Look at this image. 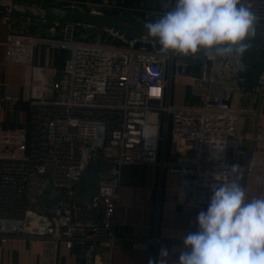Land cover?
<instances>
[{
  "label": "built area",
  "instance_id": "obj_1",
  "mask_svg": "<svg viewBox=\"0 0 264 264\" xmlns=\"http://www.w3.org/2000/svg\"><path fill=\"white\" fill-rule=\"evenodd\" d=\"M16 2L138 18H159L175 5V0H163L160 9L127 5V0H0V14L9 25ZM245 3L258 17L256 28H264V0ZM69 29L91 36L74 39ZM94 30L76 23L61 27V38L51 41L53 48L70 52L60 78L56 69L34 64L40 37L10 33L6 62L32 69L31 122L0 127V239L46 238L67 249L83 246L77 255L83 264H94L98 246L112 249L131 241L117 233L125 166H154L160 179L167 172L182 173L177 200L190 214L187 234L197 231L198 210L207 207L213 185L237 180L248 190L254 166H264V125L258 122L245 135L241 114L231 103L236 92L249 89L243 57L203 48L195 55H165L159 43ZM180 80L188 82L193 102L175 101ZM250 91L264 101V71ZM18 96L19 88L9 87L0 110ZM246 140L249 150L243 148ZM170 151L177 156L170 158ZM93 152L102 159L97 195L88 205L70 202ZM239 157H245L242 166L232 162ZM47 179L63 196L52 208L43 201Z\"/></svg>",
  "mask_w": 264,
  "mask_h": 264
},
{
  "label": "crops",
  "instance_id": "obj_2",
  "mask_svg": "<svg viewBox=\"0 0 264 264\" xmlns=\"http://www.w3.org/2000/svg\"><path fill=\"white\" fill-rule=\"evenodd\" d=\"M98 2L100 0H91ZM163 0H127V5L160 9ZM12 31H19L40 37L41 43L35 51L34 64L56 69L58 78L62 77L69 51L53 48L51 41L61 38V27L53 20L38 22L32 19L15 17L12 24L5 23L0 14V100L4 99L9 87L19 88L15 100L4 101L0 110V127H28L31 122L30 84L32 69L22 64L6 62V42ZM264 51V48H261ZM259 74L248 72L247 92H236L231 100L232 106L241 114V130L250 135L254 126L264 125V101L258 102L250 87ZM175 101L187 103V92L191 100L190 87L184 80L174 86ZM243 148L250 149L245 141ZM177 156L170 151V158ZM245 157L232 162L244 164ZM183 175L173 171L159 178L154 166H125L122 171L116 220L117 233L121 238H130L114 248L101 245L96 248L94 264H148L150 258H158L160 248L170 252L169 264H175L179 252L183 250L182 240L187 235L190 214L178 204V193ZM249 197L264 193V166H254L248 180ZM203 207L198 210H206ZM83 246L67 249L46 238L0 239V264H83L78 254Z\"/></svg>",
  "mask_w": 264,
  "mask_h": 264
},
{
  "label": "clouds",
  "instance_id": "obj_3",
  "mask_svg": "<svg viewBox=\"0 0 264 264\" xmlns=\"http://www.w3.org/2000/svg\"><path fill=\"white\" fill-rule=\"evenodd\" d=\"M258 17L245 0H175L158 19L144 24L162 54L195 55L200 49L241 58L256 31ZM237 171L233 165L232 172ZM198 229L183 237L175 264H264V193L249 197L237 180L211 187ZM161 247L148 264H169Z\"/></svg>",
  "mask_w": 264,
  "mask_h": 264
},
{
  "label": "water",
  "instance_id": "obj_4",
  "mask_svg": "<svg viewBox=\"0 0 264 264\" xmlns=\"http://www.w3.org/2000/svg\"><path fill=\"white\" fill-rule=\"evenodd\" d=\"M12 12L15 17L32 19L38 22L53 20L62 28L74 26L76 23L88 25L94 29L106 28L114 31L125 39L145 40L158 43L157 40L149 38L145 34L144 24L155 21V17L138 18L131 14H109L96 13L87 10L61 8L48 5H34L14 3ZM255 45L264 47V28H256L254 36L250 39ZM102 159L99 153H92L90 167L84 172L79 182V191L70 202H78L83 205L91 204L100 188ZM63 200L61 193L54 188L50 179H47V186L43 192V201L52 208L57 202Z\"/></svg>",
  "mask_w": 264,
  "mask_h": 264
},
{
  "label": "rangeland",
  "instance_id": "obj_5",
  "mask_svg": "<svg viewBox=\"0 0 264 264\" xmlns=\"http://www.w3.org/2000/svg\"><path fill=\"white\" fill-rule=\"evenodd\" d=\"M71 35H72V37L74 39H81V38H85V37H90L91 36L90 33L85 31V30H71V29H69L68 37L69 36L71 37ZM255 53L256 54H260L261 59L258 60V61L256 60V62L253 63V65H252L253 68H254L253 72L256 73V74L257 73L259 74L260 72L264 71V51L258 49V50H256ZM186 98H187L186 102H188V103H191V102L194 101V99L193 100L190 99L188 92H187Z\"/></svg>",
  "mask_w": 264,
  "mask_h": 264
},
{
  "label": "trees",
  "instance_id": "obj_6",
  "mask_svg": "<svg viewBox=\"0 0 264 264\" xmlns=\"http://www.w3.org/2000/svg\"><path fill=\"white\" fill-rule=\"evenodd\" d=\"M98 29H95L94 31H97ZM247 43L250 44V47L248 49V51L244 54L243 59L246 61V63L249 65V71H253V63L256 62V60H260V54H256V50H262L260 49L261 46H257L255 45V41L254 40H248ZM264 48V47H261ZM263 51V50H262Z\"/></svg>",
  "mask_w": 264,
  "mask_h": 264
}]
</instances>
